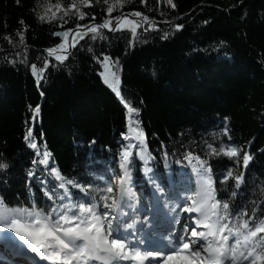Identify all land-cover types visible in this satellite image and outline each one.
Listing matches in <instances>:
<instances>
[{
	"label": "trees",
	"instance_id": "1",
	"mask_svg": "<svg viewBox=\"0 0 264 264\" xmlns=\"http://www.w3.org/2000/svg\"><path fill=\"white\" fill-rule=\"evenodd\" d=\"M73 3L78 10L69 7ZM173 3L174 8L167 0H123L110 14L113 28L115 17L133 11L155 26L143 24L135 37L128 29L101 28L96 39H81L71 52L68 47L67 59L58 62L44 52L64 41L56 33L102 24L116 0H92L91 6L81 0H0V163L8 165L0 169V196L6 203L34 200L47 209L46 189L62 194L47 167L33 164L45 150L48 167L75 181L102 188L99 175H118L119 154L129 143L121 135L127 131V101L138 110L135 118L152 157L147 176L133 149L131 184L138 199L149 177L167 192L178 165L195 177L183 160L191 151L211 165L218 198L227 193L233 211L246 207L251 214L255 206L257 215H264V0ZM78 11L85 13L83 19ZM104 56L115 62L120 96L104 83ZM45 61L37 82L31 65L40 71ZM37 105L40 113L33 120ZM29 128L37 149L24 139ZM208 145L237 146L240 162L210 155ZM245 152L252 156L247 169ZM226 167L244 174L239 188L231 178L221 187L219 173ZM30 171L36 175L29 177ZM189 177L182 187L192 183ZM71 192L81 196L75 188Z\"/></svg>",
	"mask_w": 264,
	"mask_h": 264
},
{
	"label": "snow or ice",
	"instance_id": "2",
	"mask_svg": "<svg viewBox=\"0 0 264 264\" xmlns=\"http://www.w3.org/2000/svg\"><path fill=\"white\" fill-rule=\"evenodd\" d=\"M81 2L85 6L92 4V0ZM122 3L123 0H116V4L107 7L109 18L102 24H77L75 29L65 30L64 41L48 49V53L54 55L56 61L63 62L67 59L68 47L74 48L88 33H92L91 38L96 39L101 28L110 31L128 29L135 37L137 29L143 24L155 26L143 13L133 11L115 17L116 26L113 28L110 14L115 6ZM167 3L173 8L176 6L173 0H167ZM69 7L78 10L75 3ZM84 15L78 11L79 19H83ZM46 18L38 17L41 20ZM176 27L183 26L177 24ZM70 34L72 38L69 42ZM61 51L64 54H57ZM111 59L109 56L103 57L102 77L104 83L120 96L117 86L120 81L113 70L115 62L109 63ZM47 65L48 61H45L40 71H37L35 64L31 65L32 74L38 77L37 82ZM124 104L127 131L121 135L129 143L119 154L118 175L110 176L103 188L75 181L65 177L58 167H48L50 153L45 150L39 154V161H33V164L38 162L47 167L53 187L62 190V194L46 189L45 196L50 201L47 209L38 207L34 200L30 204L9 205L0 196V244H6L10 255L15 257L36 254L39 258L37 264H264V215L258 216L255 206L251 214L246 207L233 211L227 193L217 198V178L213 176L211 165L206 158L191 151L185 154L183 160L192 168L195 180L182 190L172 192L170 188L169 192H165L164 186L157 183L154 177H149L158 202H163L167 207L179 200L174 206L167 207V211L174 214L170 217L169 226L161 231L160 225L152 218H138L134 207L137 197L130 187L133 149L137 150L136 154L145 163L152 157L147 149V134L135 118L138 110L127 101ZM32 113V119L36 120L40 106L32 109ZM227 131L225 128V134ZM24 139L29 142L30 148H38L32 128L28 129ZM208 147L212 156L224 157L233 164L240 162L237 146ZM251 160L252 156L245 152L242 158L245 169ZM7 168L6 163H0V169ZM27 175L34 177L36 174L30 171ZM230 178L234 180L236 188L245 182L243 173L234 174L231 167H226L219 173L221 187ZM43 183L46 185L48 182ZM71 188L78 190L82 196L74 198ZM230 195L235 196L236 193ZM181 214H187L183 224H180ZM178 224L179 229L176 227ZM11 233H15V236ZM0 264L5 262L0 260Z\"/></svg>",
	"mask_w": 264,
	"mask_h": 264
},
{
	"label": "water",
	"instance_id": "3",
	"mask_svg": "<svg viewBox=\"0 0 264 264\" xmlns=\"http://www.w3.org/2000/svg\"><path fill=\"white\" fill-rule=\"evenodd\" d=\"M115 28V27H114ZM148 31H150V29L148 30ZM117 32H119V31H117ZM90 35H92V33H88V35H86L84 38H86V37H88V36H90ZM59 37L61 38V40H64V36H63V32H61L60 33V35H59ZM71 36H70V38H69V42L71 41ZM80 41V40H79ZM71 50H72V47H70V49H69V52H71ZM44 52H48L47 50H44ZM57 54H64L63 52H59V53H57Z\"/></svg>",
	"mask_w": 264,
	"mask_h": 264
},
{
	"label": "bare ground",
	"instance_id": "4",
	"mask_svg": "<svg viewBox=\"0 0 264 264\" xmlns=\"http://www.w3.org/2000/svg\"><path fill=\"white\" fill-rule=\"evenodd\" d=\"M8 231H9V230H8ZM11 235H12V236H15V233H11ZM17 239H18V237H17Z\"/></svg>",
	"mask_w": 264,
	"mask_h": 264
},
{
	"label": "rangeland",
	"instance_id": "5",
	"mask_svg": "<svg viewBox=\"0 0 264 264\" xmlns=\"http://www.w3.org/2000/svg\"><path fill=\"white\" fill-rule=\"evenodd\" d=\"M113 183H114V181H113ZM5 231H8V230H5ZM10 231V230H9Z\"/></svg>",
	"mask_w": 264,
	"mask_h": 264
}]
</instances>
